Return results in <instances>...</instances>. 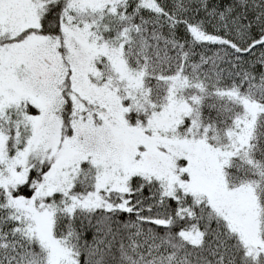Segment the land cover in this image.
<instances>
[{
	"label": "snow or ice",
	"instance_id": "obj_1",
	"mask_svg": "<svg viewBox=\"0 0 264 264\" xmlns=\"http://www.w3.org/2000/svg\"><path fill=\"white\" fill-rule=\"evenodd\" d=\"M0 264H264V0H0Z\"/></svg>",
	"mask_w": 264,
	"mask_h": 264
}]
</instances>
